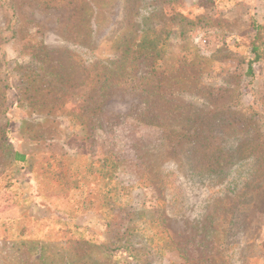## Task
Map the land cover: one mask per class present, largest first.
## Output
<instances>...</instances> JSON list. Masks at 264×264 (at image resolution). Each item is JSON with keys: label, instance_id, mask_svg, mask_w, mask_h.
I'll return each instance as SVG.
<instances>
[{"label": "rangeland", "instance_id": "374dc122", "mask_svg": "<svg viewBox=\"0 0 264 264\" xmlns=\"http://www.w3.org/2000/svg\"><path fill=\"white\" fill-rule=\"evenodd\" d=\"M0 264H264V0H0Z\"/></svg>", "mask_w": 264, "mask_h": 264}, {"label": "trees", "instance_id": "16d2710c", "mask_svg": "<svg viewBox=\"0 0 264 264\" xmlns=\"http://www.w3.org/2000/svg\"><path fill=\"white\" fill-rule=\"evenodd\" d=\"M252 49H253L254 53H256V47H252ZM14 159L17 160V161H23L25 159V157H24L23 154L14 152Z\"/></svg>", "mask_w": 264, "mask_h": 264}]
</instances>
